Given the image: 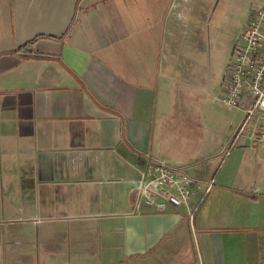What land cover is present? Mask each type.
<instances>
[{"label": "crops", "instance_id": "crops-1", "mask_svg": "<svg viewBox=\"0 0 264 264\" xmlns=\"http://www.w3.org/2000/svg\"><path fill=\"white\" fill-rule=\"evenodd\" d=\"M178 1L0 0V264H264V141L228 150L243 111L220 86L197 121L169 120ZM234 1L238 34L264 0ZM146 156L200 182L188 206L133 212ZM60 165L81 203H57Z\"/></svg>", "mask_w": 264, "mask_h": 264}, {"label": "built area", "instance_id": "built-area-1", "mask_svg": "<svg viewBox=\"0 0 264 264\" xmlns=\"http://www.w3.org/2000/svg\"><path fill=\"white\" fill-rule=\"evenodd\" d=\"M220 88L222 95L219 100L232 109L241 108L243 111L242 120L233 132L228 150L234 147L246 130L249 131L251 145L263 144L264 128L260 122H254L253 118L257 116L261 120L264 115V6H251L234 40ZM211 186L212 183H207L206 188L196 196V203L189 212L190 218ZM200 188V182L183 167L146 156L139 181L133 190L132 210H177L181 206H188L189 200Z\"/></svg>", "mask_w": 264, "mask_h": 264}, {"label": "rangeland", "instance_id": "rangeland-1", "mask_svg": "<svg viewBox=\"0 0 264 264\" xmlns=\"http://www.w3.org/2000/svg\"><path fill=\"white\" fill-rule=\"evenodd\" d=\"M181 2L183 16L174 24L180 34L179 42L183 43V50L169 38L168 34H164V41L168 50L176 54L169 60L171 72L168 75L185 83L179 86L178 93L174 95L169 120L184 121L186 124L189 120L197 121L203 112L206 114V105L213 108V100L210 96L218 92L225 67L230 59L239 27V6L234 0H182ZM166 25L168 28L172 25V15L170 18L168 16L164 29ZM195 36L198 40L197 47ZM214 126L218 127L216 124ZM63 169L65 168L60 165L56 170L59 171L56 181H61L58 188L64 191L62 199H57V203L62 206L67 203L70 206L72 201H75L79 204L83 200L73 196V187L64 182L70 179L76 180L79 176L73 177L69 170ZM85 170L87 171V168ZM78 186L82 194L85 185ZM95 188L92 187V192H95Z\"/></svg>", "mask_w": 264, "mask_h": 264}]
</instances>
